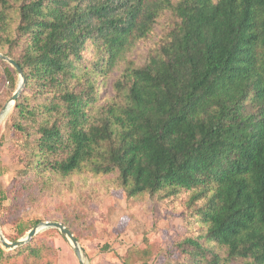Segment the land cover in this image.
I'll return each mask as SVG.
<instances>
[{
  "label": "trees",
  "instance_id": "obj_1",
  "mask_svg": "<svg viewBox=\"0 0 264 264\" xmlns=\"http://www.w3.org/2000/svg\"><path fill=\"white\" fill-rule=\"evenodd\" d=\"M0 53L25 79L6 221L28 184L85 175L181 217L163 264H264V0H0ZM0 82L18 83L2 59Z\"/></svg>",
  "mask_w": 264,
  "mask_h": 264
},
{
  "label": "rangeland",
  "instance_id": "obj_2",
  "mask_svg": "<svg viewBox=\"0 0 264 264\" xmlns=\"http://www.w3.org/2000/svg\"><path fill=\"white\" fill-rule=\"evenodd\" d=\"M147 49L148 45L139 44L132 58H142ZM14 91L8 82H0V112ZM12 105L0 120V193L25 176L22 164L12 157L9 147ZM106 186L105 179L85 175L56 178L44 190L30 183L18 202L19 207L8 219L17 223L6 221L5 208L1 207L0 231L8 242H13L26 234L17 238L18 223L30 226L36 220L64 221L77 236L86 264H124L126 252L136 249L148 250L147 260L142 262L134 255L129 264H163L166 258L172 259L174 254H169L172 241L184 232L181 217L156 208L149 198L128 199L121 188L106 190ZM31 239L24 244L31 241L33 246H39V258L27 257L26 253L17 256L18 247L7 249L0 243V264L5 257L11 258L8 264H79L70 244L57 229H43Z\"/></svg>",
  "mask_w": 264,
  "mask_h": 264
},
{
  "label": "water",
  "instance_id": "obj_3",
  "mask_svg": "<svg viewBox=\"0 0 264 264\" xmlns=\"http://www.w3.org/2000/svg\"><path fill=\"white\" fill-rule=\"evenodd\" d=\"M0 59H2L3 61H6L9 65H11L18 76V83L17 86L15 88V91L13 92V94L11 95L8 103L3 107V109L0 112V120L2 119L4 113H5V109L8 105H11L14 103V101L16 100V98L18 97L25 79H24V75L23 72L21 70V68L19 67V65L12 60L11 58H9L8 56L0 53ZM47 228H54L57 229L60 234L62 235V237H64L68 243L70 244L79 264H86L85 260H84V252L82 251L77 239L75 238V236L70 232V230L65 227L62 223L57 222V221H40L38 222L36 225H34L33 227H31L26 234L20 238L17 239L13 242H8L4 236L2 235L1 231H0V243L3 247L7 248V249H11V248H15L18 246L23 245L24 243H26L31 237H33L36 233H38L39 231L43 230V229H47Z\"/></svg>",
  "mask_w": 264,
  "mask_h": 264
},
{
  "label": "bare ground",
  "instance_id": "obj_4",
  "mask_svg": "<svg viewBox=\"0 0 264 264\" xmlns=\"http://www.w3.org/2000/svg\"><path fill=\"white\" fill-rule=\"evenodd\" d=\"M9 108H10V105H8V106L6 107V109H5V113H4V115H3L2 118H4L5 114H6V113L8 112V110H9Z\"/></svg>",
  "mask_w": 264,
  "mask_h": 264
}]
</instances>
